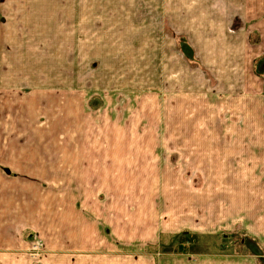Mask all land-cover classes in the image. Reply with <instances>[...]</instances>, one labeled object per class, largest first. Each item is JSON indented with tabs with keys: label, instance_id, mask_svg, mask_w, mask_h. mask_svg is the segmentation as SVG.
<instances>
[{
	"label": "crops",
	"instance_id": "1",
	"mask_svg": "<svg viewBox=\"0 0 264 264\" xmlns=\"http://www.w3.org/2000/svg\"><path fill=\"white\" fill-rule=\"evenodd\" d=\"M50 1L0 0V264H38V260H29L26 255L32 233H37L46 243V253L39 260L41 264H105L107 260L103 257L93 258L92 250L97 238L94 233L99 236L108 233L110 226L105 222L109 219L111 209L108 203L114 201L118 204L121 200L118 192L111 195L114 192L112 187H115L116 182L124 184L125 178L133 177L134 172H142V179L150 183V172H154L157 167L154 165L157 158L152 146L158 138L152 132L141 134L135 128H129L131 123H125L124 128H128V131L118 128L117 131L106 132L104 126L101 132L104 136L97 132L94 137L90 130L84 131L80 132L79 144L69 142L68 148L61 146L62 138H77L78 133L73 125L85 127L80 123L91 122L92 115L96 113L102 116L100 121L106 124L112 121L103 119L106 115H122L130 103L122 102L125 94H113L114 76L108 80L112 84L97 87L98 92L105 91L106 95L115 96L110 101H117L114 108L106 110L105 105L110 104L107 102L108 96L91 93L81 98L77 95L75 82L65 87L60 82H51L50 78L46 80L42 72L22 65V60L26 59L22 53L14 56L17 50H22L19 48L22 39L16 42L17 46L10 43L9 38H13V35H9L6 27L18 29L29 25L32 12L40 11V6L46 9L44 5ZM73 1L65 0L61 4L67 2L68 9L76 10V5L71 3ZM166 1V13H171L174 26L181 27L180 36L186 45L183 51L186 55L194 54L191 59H196L195 65L199 70H194L181 56L173 53L176 42H170L172 47L167 44L166 49L158 43V38L162 37L152 35L150 73L162 63L164 55L165 82L169 84L167 89L172 94L179 93L180 98H192L199 91L198 79L201 78L205 83V74H212L221 85L219 89L222 92L219 95H228L231 105L235 100H243V105L248 109H252L253 103L263 107L264 66L260 63L264 65V0ZM51 4L49 10L61 7L56 2V6L53 2ZM160 4L161 0L154 4L157 6H150L149 10L156 12ZM110 49L102 63L99 61L100 64H112L117 50L115 45ZM15 58L19 59V63ZM120 75H126L124 69H121ZM116 85L121 90L125 89L119 81ZM127 89L130 93L135 88L128 86ZM90 91H93L92 87ZM94 95L101 96L99 104H94ZM47 96H56L52 100L56 108L51 118L46 113L51 101ZM88 113L92 115L88 116ZM72 118V131H62L61 119ZM46 128L49 130L46 131ZM188 135L187 138L194 140L191 144L195 153H202L201 149L206 150L212 145L206 142L204 145L203 139L218 140L217 136H206L210 134ZM143 138L147 139L150 148L146 147L148 144ZM227 138L235 139V148L229 153L243 155L240 162L246 163L247 167L252 164L250 155L261 154L264 157V146H249L251 139L264 140V132L251 133V130H245ZM218 145H223V142ZM211 151L212 148L208 152ZM247 175L245 173L244 178L241 175L238 180H234V186H229L228 212L230 217L237 220V207H244L248 210L251 224L254 225V220L260 218L262 226L257 228H264V183L261 181L256 184ZM133 180L134 186H140L141 179L137 181L133 177ZM220 191L224 194L225 189L222 187ZM253 191L261 196L256 204L252 201ZM218 202L223 201L221 199ZM217 217L221 220L225 216ZM237 224L234 222V225ZM204 259L199 263L255 264L251 259L242 257L212 256ZM120 261V264H136V261L126 263L123 258ZM179 262L199 264L184 258L165 259V264Z\"/></svg>",
	"mask_w": 264,
	"mask_h": 264
},
{
	"label": "rangeland",
	"instance_id": "2",
	"mask_svg": "<svg viewBox=\"0 0 264 264\" xmlns=\"http://www.w3.org/2000/svg\"><path fill=\"white\" fill-rule=\"evenodd\" d=\"M64 1L50 2L61 4ZM156 2L159 0H74L71 3L76 5V10L68 9L67 2L61 4L60 9L49 10L52 4L47 3L44 5L46 9L40 6V11L32 12L29 25L18 29L6 27L9 35H13L9 38L10 43L17 46L16 42L22 39L19 46L22 50H17L14 56L22 53L26 57L22 60L23 66L42 72L46 80L60 82L61 86L68 87L69 83L75 82L77 95L81 98L91 93L106 95L105 91L98 92L97 87L112 84L108 80L114 76L113 94H125L122 102L130 103L122 115H106L103 119L112 120L106 124L100 121L102 116L98 113H88L93 120L80 123L85 127L73 125L77 138H62L61 146L68 148L69 142L79 144L80 132L90 130L96 137L95 134L101 133L104 126L106 132L128 131L124 128L125 123H131L129 128H135L141 134L152 132L158 138L152 146L157 158L154 165L157 167L150 172V183L142 179V172H134L133 177L137 181L141 179L140 186H134L133 177H126L124 184L120 181L112 187L114 192L111 195L118 192L121 200L118 204L114 201L108 203L111 209L105 222L110 227L103 236L94 233L97 238L92 250L93 258L103 257L107 260L105 264H120L122 258L126 263L165 264V259L171 257L199 263L205 261L204 258L222 256L248 258L255 264H264V228H257L262 226L260 218L254 220V225L251 224L248 210L238 206L237 220H234L228 212L230 193L227 194L229 186L235 185L234 180L241 175L244 178L245 173L250 181L264 183V157L261 154L250 155L252 164L247 167L246 163L240 162L243 155L229 153L235 148V139L227 138L245 130L264 132V106L253 103L252 109H248L243 100H232L234 104L231 105L228 95H219L221 85L212 74H205V83L197 78L199 91L191 92H196L192 98H185L183 94L180 98L179 93L168 91L164 55L162 63L150 73L152 35L162 37L158 38V43L163 48L172 47L170 42H176L173 53L181 56L194 70L199 69L195 65L196 59H191L194 54L186 55L183 51L186 45L180 36L181 27L174 26L171 13H166L167 1L161 0L156 12L149 10L150 6H157L154 5ZM113 45L117 53L112 64H100L99 61L102 63L104 55ZM15 61L19 63L18 58ZM260 65L264 66L262 62ZM121 69H124L125 76L120 75ZM114 71L117 72L113 74ZM118 81L125 89L128 86L135 89H131L130 93L121 90L116 85ZM91 87L93 91H90ZM113 94L106 95L110 103L105 105L106 110L116 106V100L110 101L115 98ZM94 96V104H99L101 96ZM47 98L51 101L46 113L51 118L56 108L52 100L56 96ZM73 122V118L61 119V130L72 131L70 125ZM189 133L210 134L206 136H217L218 140L203 139L204 145L205 142L212 145L207 151L201 149L202 153H195L191 144L194 140L187 138ZM101 135L104 136L103 133ZM142 140L150 148L147 139ZM262 141L251 139L250 143L254 146L246 143L256 148L264 146ZM220 142L223 145L219 146ZM210 148L213 151L209 153ZM222 187L226 195L224 191L221 194ZM260 198V193L253 191L252 201L255 204ZM221 199L223 202H218ZM218 215L225 217L219 220ZM234 222L238 224L234 225ZM98 231L102 232L101 229ZM45 253V241L37 233H32L26 249L28 259L38 260L41 264L39 260Z\"/></svg>",
	"mask_w": 264,
	"mask_h": 264
},
{
	"label": "built area",
	"instance_id": "3",
	"mask_svg": "<svg viewBox=\"0 0 264 264\" xmlns=\"http://www.w3.org/2000/svg\"><path fill=\"white\" fill-rule=\"evenodd\" d=\"M39 245H41V243H40V244H38L37 246H39Z\"/></svg>",
	"mask_w": 264,
	"mask_h": 264
}]
</instances>
